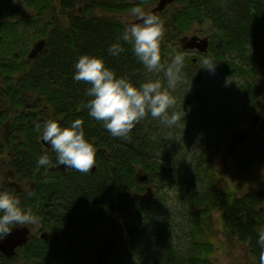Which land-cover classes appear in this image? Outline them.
Listing matches in <instances>:
<instances>
[{
  "label": "trees",
  "instance_id": "16d2710c",
  "mask_svg": "<svg viewBox=\"0 0 264 264\" xmlns=\"http://www.w3.org/2000/svg\"><path fill=\"white\" fill-rule=\"evenodd\" d=\"M6 1L9 5L12 0ZM156 1L132 0L127 3L126 0H67L64 6L70 9L76 8V4L83 3L82 16L79 18L71 13L65 20L59 16L55 17V23L46 38L45 49L39 58L28 61L26 52H20L21 60L15 58L12 52L0 54L1 76L9 80L15 72H22L17 83H8L2 94H5L11 108L16 110L15 107L23 105L28 95L39 97V100L47 106L48 118L56 120L61 126H68L71 121L79 118L82 121L81 127L85 139L89 142H97L99 148L110 150L111 163L116 167L110 173L122 176L116 179V183L129 180L133 183L136 173L142 170L149 174L150 181L161 180L165 184L184 183L191 191H194V182L179 175L177 169L169 168L164 163L160 154L166 146L163 142L164 135H160L158 132L159 122H154V118L146 116L134 124L128 133L129 139L113 137L102 126L101 121L88 115V110L84 107L87 100L90 99L85 95V89L89 85L84 81L72 79L73 63L83 54L102 57L106 66L117 76H124L134 84L150 79L151 74L137 60L131 45L118 39L125 24L118 17L114 18L112 15L128 13L134 5H138L142 9L151 7ZM178 1L186 6L176 12L178 14L170 20L171 24H174L179 30L186 31L195 20L210 21L211 26L213 25V28L218 31L212 52V60L216 63L226 61L228 58V54L221 51L225 48L221 47L220 51L216 49L217 42L227 37L223 32L222 22L231 24L229 32L234 30L236 34L242 32L245 35L251 33L252 23H256L260 30L258 34L255 32L252 37L259 38L261 35L264 0ZM1 3L2 0H0ZM49 3L50 0H35L33 4L36 12L39 13L36 21L38 27L35 39L45 34L39 35L38 29L40 25H43L44 20L49 19V11H52ZM249 9L253 12L256 11L254 19L249 17ZM95 10L108 14L94 15ZM24 24L26 28L28 21H25ZM242 24L245 29L242 28ZM49 26L50 24L45 28H49ZM2 33V43L12 40V36H6L8 33L6 29ZM235 39L237 38L235 37ZM114 42L119 43L123 48V51L117 56H111L106 51L108 45ZM237 46L238 44H229V47L234 51L238 49ZM163 48L161 47L162 63L166 50ZM231 48L228 50H232ZM245 50L239 51V57L248 63L247 67L245 65L236 66L228 61L226 63L229 67H233L235 71L231 72H235L237 76L243 79L249 78L248 82L240 86L243 95L247 92V100L244 105L247 107L249 104H253L259 96L256 85L258 86L264 77V61L260 62L252 53ZM261 73L262 78L257 83L255 80ZM3 114L8 117L7 112ZM229 115L227 114L228 118L225 121L227 126L237 125V119H234L235 114ZM35 125L34 122L32 126L27 127L28 131L20 129L21 133H17L22 134L28 140L37 142L40 129H37ZM236 148L238 154L232 157V161L237 177L244 180L245 175L255 167L264 151V138L254 132L250 133ZM107 173H109L108 170ZM205 176L208 178L209 173ZM97 196L102 202L103 196H106L102 188ZM191 197L192 204L186 222L187 246L178 249L176 245H173L171 239L173 227L168 222L162 221L153 229L151 238L138 237L137 241L133 240L132 248L135 251L128 250L129 256H134V253L141 254L140 252L144 250L145 255L138 257L140 258L139 264H216L213 256L215 253L214 237L219 233V230L215 228V214H218L222 230L226 233L227 238L243 245L255 264H260V249L256 241L259 232L264 231V190H252L238 194L237 190H226L212 183L203 193L199 195L195 193ZM110 199L114 200L116 204L124 199L128 200L124 194L120 196L117 193ZM112 207L115 208V205ZM140 213L137 211L138 216ZM135 220L145 221L143 217L141 219L138 217ZM147 220V223L151 224L154 221L153 214H148ZM59 263L89 264L88 261L80 260L64 262L48 260L38 264Z\"/></svg>",
  "mask_w": 264,
  "mask_h": 264
},
{
  "label": "flooded vegetation",
  "instance_id": "af4514ba",
  "mask_svg": "<svg viewBox=\"0 0 264 264\" xmlns=\"http://www.w3.org/2000/svg\"><path fill=\"white\" fill-rule=\"evenodd\" d=\"M66 1L50 0L49 5L52 11H49V19L44 20L43 25H40L38 29L39 35L45 34L35 39L38 27L36 21L39 14L33 6L35 0H12L9 5L6 0H2L0 4V54L12 52L15 58L21 60L20 52H26L27 59L35 42L42 39L46 41L55 23V17L59 16L65 20L73 13L80 18L83 13V3L76 4V8L70 9L64 6ZM126 1L127 3L132 2V0ZM156 4L157 1L148 7L146 12L152 10ZM185 6L186 4L175 0L165 10L155 14L163 21L160 46L167 47V55L174 51L185 52L182 72H188L191 67L193 70L200 69L197 60L202 54L211 57L218 36V31L215 29L208 26L206 29L203 28L207 25L205 23L210 21L195 20L186 31L179 30L171 24L170 20L178 14L176 12ZM249 10V17L254 19L256 11ZM103 14L108 13L100 10H95L94 13V15ZM121 16L112 15L119 19ZM136 20L138 18L133 22ZM25 21H28L26 28ZM261 22L263 28L259 38L252 37L260 30L256 23H252L251 33L245 35L242 32L236 34L234 30L229 32L231 24L222 22L223 32L227 37L217 42L216 49L220 51L221 47L225 48L221 51L238 57L240 56L239 51L246 49L245 51L252 53L257 60L264 61V18ZM127 23L129 22L125 24ZM49 24V28H45ZM198 25L200 27H196ZM5 29L8 31L6 36H12V40L2 43V31ZM191 38L198 39L192 43L189 41ZM202 39H206L209 43L206 53L199 49ZM189 43L194 44L195 47L188 48ZM229 44H238V49L234 51ZM230 48L232 50L229 51ZM187 55L189 57H186ZM169 59V56L165 57L164 63L166 64ZM238 60L240 63H235L236 66H248L243 58L239 57ZM21 74V71L15 72L9 80L0 75V189L8 190L16 196L22 207L31 209L39 217V222L36 225H17L12 229L16 235L26 232V238L23 240L21 236L18 237L17 246L6 251V253L10 252V255L2 249L5 237L0 240V264H38L48 260L60 262L80 260L88 261L89 264H112L121 259L131 258L128 250H131L133 240L148 236L146 222L141 220L137 223L135 219L138 217L145 219L149 209L154 206L153 203L158 195L157 184L150 181V178L139 182L141 176L137 173L133 183L130 180L116 183V179L122 176L110 173L116 169L111 163V152L99 148L97 142H90L96 150L95 165L88 173H81L72 168L65 169L64 165L57 163L54 151L40 139V130L37 142L18 134L21 133L20 129L28 131L27 127L32 126L34 122L42 126V122L49 119L47 106L39 100V97L28 95L23 105L15 107L16 110L11 108L5 94H2L5 86L8 83L16 84ZM256 89L259 93L257 98H263L260 85H256ZM240 97L246 101L247 92L243 95L240 90ZM259 103V101L253 103L256 106V112L250 116V123H246L243 128V130H249V133L253 131L255 133L258 128L263 129L264 132L262 112L258 113ZM6 112L8 117L3 114ZM255 123L256 126H252ZM238 145L240 144L234 147ZM43 154L48 155L49 164L39 166L37 160ZM25 185L28 186V191L32 192L31 196L23 190ZM101 188L106 195L103 196L102 202L97 196ZM151 190L154 191V197L147 202L145 200L147 197L144 195L148 192L152 194ZM115 193L120 196L124 194L128 200L124 199L118 204L114 203V200L111 201L110 198ZM114 205L115 208L112 207ZM137 211L141 212L139 216Z\"/></svg>",
  "mask_w": 264,
  "mask_h": 264
},
{
  "label": "rangeland",
  "instance_id": "374dc122",
  "mask_svg": "<svg viewBox=\"0 0 264 264\" xmlns=\"http://www.w3.org/2000/svg\"><path fill=\"white\" fill-rule=\"evenodd\" d=\"M147 8L142 10L146 11ZM136 18L128 12L123 14L120 20L126 23ZM205 24L207 25L203 26L204 29L206 26L213 29L210 23ZM168 56L170 57L171 53L165 55L163 61ZM227 57L226 61L215 62V70L211 73L202 68L193 70L191 67L188 72H182L184 79L177 84L176 88L169 89L176 102L168 111L175 110L182 114L185 112L177 125L166 128L159 120L154 119V122H159V134L164 135L163 142L166 147L161 150L160 154L164 163L169 168L177 169L179 175L194 182L195 189L191 191L184 183L165 184L161 180H154L157 184L158 195L153 203L154 206L149 209L154 221L152 225H146L147 238L152 237L153 229L159 222L166 221L173 227L171 239L178 249L187 246L186 222L192 204L191 196L195 193L197 195L203 193L212 183L226 190H237L238 194L252 190H264V151L255 167L245 175L244 180L237 177L232 161V157L238 154V150L237 148L233 150L230 144L231 138L238 135L246 123H250L249 118L256 112V106L249 104L244 107L245 101L240 97V86L248 79L240 78L235 72H231L235 71L231 65L240 63L238 56L230 54ZM227 61L232 63L229 70H227L229 66ZM149 73L151 74L150 79H160L164 86L162 72ZM261 78L262 73L255 81L259 83ZM259 85L264 96V77ZM255 101L260 102L258 113L262 112L263 123L264 97L257 98ZM231 113L235 114L234 119H237V122H232H236L237 125L227 126L225 123L228 118L227 114L232 116ZM255 133L264 138L263 129L258 128ZM207 173H209L208 178L205 176ZM215 220V228L219 230L218 235L214 237L213 257L216 264H254L243 245L227 238L222 230L218 214H215ZM140 253L136 256L137 258L127 261L121 259L112 264H139L140 258L138 257L145 255L144 250Z\"/></svg>",
  "mask_w": 264,
  "mask_h": 264
},
{
  "label": "clouds",
  "instance_id": "9594fccd",
  "mask_svg": "<svg viewBox=\"0 0 264 264\" xmlns=\"http://www.w3.org/2000/svg\"><path fill=\"white\" fill-rule=\"evenodd\" d=\"M130 13L140 22L125 24L118 39L131 45L133 54L147 72L163 73L164 86L160 79H147L134 84L124 76H117L102 57L87 54L74 61L72 74L74 81H84L89 85L85 95L90 99L84 105L88 115L101 121L111 136L125 140L129 139L128 133L134 124L146 116L158 119L164 127L171 128L185 115V112L168 111L176 102L169 89H175L184 79L181 70L185 52L174 51L167 63H162L160 42L163 21L138 5L132 6ZM106 51L111 56H117L123 48L114 42L108 45ZM197 63L210 73L215 70L216 63L207 55L202 54ZM81 124L79 118L68 126L46 119L42 126L37 123L35 127L40 129V139L54 151L57 163L64 165L65 169L88 173L95 165L96 150L85 139ZM37 164L48 165V155H40ZM23 190L28 196L32 195L28 186H23ZM38 222L39 217L31 209L22 207L20 200L10 191L0 189V240L17 225H36ZM256 243L260 249L259 262L264 264V231L259 232Z\"/></svg>",
  "mask_w": 264,
  "mask_h": 264
},
{
  "label": "water",
  "instance_id": "95a60500",
  "mask_svg": "<svg viewBox=\"0 0 264 264\" xmlns=\"http://www.w3.org/2000/svg\"><path fill=\"white\" fill-rule=\"evenodd\" d=\"M174 1L175 0H158L157 5L152 10H150L149 12H151L154 15L157 12H162L163 10H165V8L168 5L172 4ZM139 22L140 21L138 19V20H136L133 23H139ZM197 39L198 38H196V39L191 38V39H189V41H191L193 43V41H196ZM200 41L202 42L201 43V46L199 47L200 51L201 52H204V53L207 52L208 45H209L208 41L206 39H202ZM45 44H46L45 40H40V41L36 42L33 45L31 51L28 54V59L29 60H32V59L38 58L42 54V52H43V50L45 48ZM187 47L188 48H193V47H195V45L189 43L187 45ZM252 126H256V123L254 125H252ZM247 133H248V131L243 132V133H240L239 135L235 136L233 138V143H238V142L240 143V142H242L243 139L245 138V136L247 135ZM147 179H148V175L147 174H143L142 177L139 178V182H144ZM144 197H147V200H151L153 196H151L150 193H148ZM19 236H21L23 238V240H25V238H26V232H23V233H21L19 235H16L14 231H11L7 236H5L4 241L2 243V249H3V251L5 253H6V251H10V249H13L15 246H17V244H18L17 243V239H18ZM6 254L7 255H10L11 253L10 252L9 253L7 252Z\"/></svg>",
  "mask_w": 264,
  "mask_h": 264
}]
</instances>
